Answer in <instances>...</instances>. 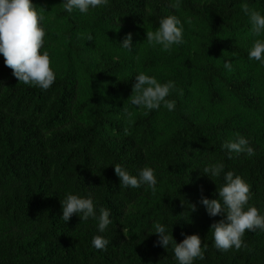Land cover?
I'll list each match as a JSON object with an SVG mask.
<instances>
[{
	"label": "trees",
	"instance_id": "obj_1",
	"mask_svg": "<svg viewBox=\"0 0 264 264\" xmlns=\"http://www.w3.org/2000/svg\"><path fill=\"white\" fill-rule=\"evenodd\" d=\"M61 2L32 0L44 9L42 51L56 74L48 90L19 82L0 55V264H177L172 247L151 234L156 222L177 243L182 232L200 236L208 247L194 264H264V231H246L245 247L219 251L210 225L222 217L199 203L218 197L222 176L203 168L222 161L264 213V66L248 58L253 37L241 8L264 13V0H181L178 9L175 0H110L88 15L69 14ZM169 14L184 24V43L171 53L144 42ZM129 33L131 52L117 43ZM140 71L175 81L174 111L130 105ZM234 133L254 156L229 158L221 145ZM116 163L133 175L154 168L157 191L120 186ZM89 192L111 211L102 234L91 218L61 217L67 193ZM94 235L110 241L107 250L92 246Z\"/></svg>",
	"mask_w": 264,
	"mask_h": 264
},
{
	"label": "clouds",
	"instance_id": "obj_2",
	"mask_svg": "<svg viewBox=\"0 0 264 264\" xmlns=\"http://www.w3.org/2000/svg\"><path fill=\"white\" fill-rule=\"evenodd\" d=\"M63 10L71 14L78 11L88 15L92 10L110 6V0H62ZM181 0H175L171 5L179 8ZM242 11L248 17L250 33L253 37L248 48V58L264 66V13L249 7L248 3L241 5ZM43 8L32 3V0H0V55L4 64L12 70V75L19 81L41 90H48L56 80V74L51 67L49 52L44 50L46 30L43 25ZM184 24L180 17L169 14L161 17L158 26L146 32V42L151 47H159L163 52L171 53L174 46L184 43ZM92 40L91 34L87 36ZM119 46L131 52L134 49L131 33L117 42ZM224 68L232 71V61L224 60ZM130 105L146 111L164 108L169 112L175 110L176 101L169 97L176 90L173 80L159 81L155 76L143 71L134 76ZM222 149L226 150L229 158L232 153L255 155V149L249 140L240 133L225 140ZM119 185L125 188H140L147 186L154 193L157 191V175L154 168L145 166L131 174L123 164L112 165ZM203 173L208 177L219 178L223 183L216 188L218 197L208 199L201 195L199 203L204 207L209 217H222L210 225L212 239L217 250L226 252L230 249L239 250L245 247L243 237L246 231L257 229L264 231V213L250 204V185L234 171H225V164L215 162L206 165ZM62 219L67 223L73 215L80 220L90 218L97 222V230L104 233L113 223L110 219L109 208L98 206L92 193L85 196L67 193L61 201ZM195 206H192L194 210ZM151 234L157 235L156 243L163 247H172L177 264H194V261L204 260L207 244H203L198 234L181 235L183 239L177 243L166 225L156 222ZM110 241L103 235H94L92 246L97 250H107Z\"/></svg>",
	"mask_w": 264,
	"mask_h": 264
}]
</instances>
